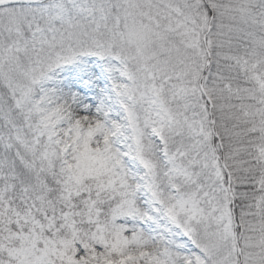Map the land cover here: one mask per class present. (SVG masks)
Segmentation results:
<instances>
[{"label": "snow or ice", "instance_id": "obj_1", "mask_svg": "<svg viewBox=\"0 0 264 264\" xmlns=\"http://www.w3.org/2000/svg\"><path fill=\"white\" fill-rule=\"evenodd\" d=\"M0 264H264V0H0Z\"/></svg>", "mask_w": 264, "mask_h": 264}]
</instances>
